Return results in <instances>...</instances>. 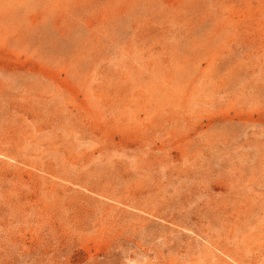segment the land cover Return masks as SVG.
Instances as JSON below:
<instances>
[{
	"label": "rangeland",
	"instance_id": "374dc122",
	"mask_svg": "<svg viewBox=\"0 0 264 264\" xmlns=\"http://www.w3.org/2000/svg\"><path fill=\"white\" fill-rule=\"evenodd\" d=\"M0 151V264L264 263V0H0Z\"/></svg>",
	"mask_w": 264,
	"mask_h": 264
},
{
	"label": "bare ground",
	"instance_id": "6f19581e",
	"mask_svg": "<svg viewBox=\"0 0 264 264\" xmlns=\"http://www.w3.org/2000/svg\"><path fill=\"white\" fill-rule=\"evenodd\" d=\"M245 3V2H244ZM3 16V15H2ZM244 19V18H243ZM16 30V29H15ZM223 35V34H222ZM239 37V36H238ZM206 51V50H205ZM213 51V50H212ZM189 66V65H188ZM209 69V68H208ZM209 71V70H208ZM154 74V73H153ZM189 77V76H188ZM180 80V79H179ZM191 81V80H190ZM184 82V81H183ZM164 85V84H163ZM167 89V88H166ZM137 90V89H136ZM46 99V98H45ZM188 101V100H187ZM160 103V102H159ZM137 107V106H136ZM173 108V107H172ZM47 110V109H46ZM135 111V110H134ZM190 114V113H189ZM168 115V114H167ZM54 119V118H53ZM121 119V118H120ZM188 124V123H187ZM3 128V127H2ZM58 131V130H57ZM33 136V135H32ZM97 148V147H96ZM80 150V149H79ZM1 152V151H0ZM6 157V156H5ZM16 165V164H15ZM170 166V165H169ZM60 168V167H59ZM143 182V181H142ZM230 206V205H229ZM168 207V206H167ZM135 208V207H134ZM137 209V208H135ZM256 209V208H255ZM239 210V209H238ZM179 213V212H178ZM153 214V213H152ZM139 219V218H138ZM260 222V221H259ZM176 225V224H175ZM189 230V229H188ZM254 233V232H253ZM258 233V232H257ZM192 234V233H191ZM251 235V234H250ZM256 237V236H255ZM264 237V236H263ZM257 238V237H256ZM257 240V239H256ZM233 242V241H232ZM256 242V241H255ZM254 242V243H255ZM207 246H203L204 249L201 251V253L199 254L198 259L196 258V260L190 262L189 264H231L228 262H225V258L224 260L221 259L220 255L218 256L217 252H219L220 254L224 255L225 257H227L230 261H232L234 264H246L243 261H241L240 259H238L237 257H235L233 254H231L230 252H226L225 249L222 247L223 245L221 244V246L219 245V243H209L207 242ZM259 244V243H258ZM225 245V244H224ZM261 245V244H260ZM249 247V246H248ZM264 247V246H263ZM195 253H191V255L193 256ZM197 255V254H195ZM135 256V255H134ZM217 257H219L218 259H216ZM252 259V258H251ZM250 259V260H251ZM258 257H256V259L249 261L247 264H258L259 260H257ZM261 259V258H260ZM175 263V262H174ZM128 264H137L136 262H129ZM183 264V263H182ZM264 264V263H262Z\"/></svg>",
	"mask_w": 264,
	"mask_h": 264
}]
</instances>
